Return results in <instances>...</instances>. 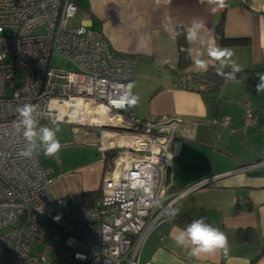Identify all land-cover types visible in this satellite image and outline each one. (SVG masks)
<instances>
[{"label":"built area","instance_id":"2783aa9c","mask_svg":"<svg viewBox=\"0 0 264 264\" xmlns=\"http://www.w3.org/2000/svg\"><path fill=\"white\" fill-rule=\"evenodd\" d=\"M76 13L71 0H0V264H139L148 233L174 218L169 210L190 190L164 200V173L182 122L167 115L140 120L118 105L134 62L111 52L101 33L72 26ZM52 52L74 70L50 66ZM77 100L103 107L121 142L99 145L117 154L91 206L53 196L52 170L39 164L38 153L20 154L26 141L15 132L16 110L29 103L41 109L40 124L77 127L59 115ZM255 120L247 109L245 124ZM252 168L264 169V161L242 170Z\"/></svg>","mask_w":264,"mask_h":264},{"label":"crops","instance_id":"0c3cea01","mask_svg":"<svg viewBox=\"0 0 264 264\" xmlns=\"http://www.w3.org/2000/svg\"><path fill=\"white\" fill-rule=\"evenodd\" d=\"M71 1L77 7L72 26L84 24L101 33L111 52L134 62L130 83L135 85L132 92L140 102L128 111L144 121L167 115L182 122L164 173V200L190 189L176 203L178 216L204 217L228 237L226 251L194 257L171 238L174 229L184 228L173 218L148 233L138 263L264 264V175L254 174L264 169L242 170L243 166L264 161V92L247 89L242 81L234 79L220 87L216 107L211 109L202 94L191 89L190 76L201 73L195 70L192 58L187 69L177 70V37L173 39L174 32L184 35L191 21L200 18L205 22V43L190 44L186 40L193 57L196 52H205L207 59L206 42L216 41L220 25L225 38L247 39L244 45L225 46L233 49L244 70L264 65V0H226L223 8L199 0ZM209 63L215 64L211 60ZM247 109L256 115L252 125L245 124ZM225 117L229 126L222 124ZM58 124L61 148L75 141L97 146L98 150L89 162L71 171L62 170L65 167L57 155L41 162L45 156L43 150L39 151V164L52 170L49 192L67 203L91 206L102 195V180L109 171L105 166L110 164L99 145L109 147L114 142L104 139L101 132L98 136L97 130ZM54 157L59 169L48 164ZM205 181L210 182L192 189ZM95 191L96 197L82 200L83 193Z\"/></svg>","mask_w":264,"mask_h":264},{"label":"clouds","instance_id":"9594fccd","mask_svg":"<svg viewBox=\"0 0 264 264\" xmlns=\"http://www.w3.org/2000/svg\"><path fill=\"white\" fill-rule=\"evenodd\" d=\"M201 4L207 2L214 4L219 8L226 6V0H199ZM205 28L203 19L194 18L187 26L184 33L185 39L190 44L205 42L202 39V30ZM165 30L169 31V25L165 24ZM181 35L180 32H174L173 39ZM188 53L192 58V63L195 70L199 72H207L209 67H215L216 73L226 80H234L238 73L243 72L244 68L235 59V52L230 47L219 45L215 40H208L206 42V56L205 52H196L193 57V49L191 47L181 49ZM214 61L215 64L210 65L209 61ZM229 69V71H225ZM135 87L134 84L129 83L122 98L117 101L121 108L135 107L140 102V97L132 92ZM256 92H264V76L260 78V82L256 86ZM18 119L15 122V132L17 135H22L26 141V146L21 151L24 157H31L34 153L43 150L46 157L55 156L61 149L62 145L58 138V133L61 129L56 120L52 121L54 126H43L40 124L42 111L38 105L24 104L17 108ZM77 128V127H76ZM99 131V130H98ZM108 151V150H106ZM105 153V152H104ZM108 153H110L108 151ZM107 153V154H108ZM106 154V155H107ZM112 164V163H111ZM110 171V170H109ZM108 171V172H109ZM140 187H144L141 182ZM146 195L151 198L150 188H144ZM154 205H159V200L151 201ZM179 214V209H170L169 215L175 217ZM178 247L189 249V254L194 257H200L203 254H212L218 250L226 251L229 245L228 237L220 228L212 226L206 222V218L201 217L193 220L184 228H176L171 234Z\"/></svg>","mask_w":264,"mask_h":264},{"label":"trees","instance_id":"16d2710c","mask_svg":"<svg viewBox=\"0 0 264 264\" xmlns=\"http://www.w3.org/2000/svg\"><path fill=\"white\" fill-rule=\"evenodd\" d=\"M181 35L177 36V48H178V67L177 70L184 71L187 69V67L190 65V59L189 55L185 51H181V49L187 48V43L185 36L182 34L181 31H179ZM215 38L216 42L219 45L223 46H239L244 45L247 43V39H229L225 38L223 36L222 30L220 28V25L217 27L215 32ZM229 71V70H225ZM264 76V65L258 66L251 70H243V72L238 73L236 76V79L243 82L244 87L249 88H256L257 84L260 82V78ZM191 89L195 90L202 94L205 102L209 105L211 109H215L216 104L218 102V91L220 87L231 81L226 80L222 76L218 75L216 73L215 67H209V70L207 72H201L192 74L189 78ZM107 158L109 159V155L107 154ZM110 158L112 160L113 156L110 155ZM107 159V160H108ZM112 165V164H111ZM112 167V166H111ZM105 169H110L109 167L105 166ZM258 173H254L255 175H264V170L257 171ZM164 182V181H163ZM98 194L97 191L95 192H87L82 194V200L86 201V199L91 197H96ZM178 220V223L186 227L187 224L191 223L193 220L191 218H186L184 216H178L176 215L174 219ZM207 222V221H206Z\"/></svg>","mask_w":264,"mask_h":264},{"label":"rangeland","instance_id":"374dc122","mask_svg":"<svg viewBox=\"0 0 264 264\" xmlns=\"http://www.w3.org/2000/svg\"><path fill=\"white\" fill-rule=\"evenodd\" d=\"M49 65L54 67V68L60 69V70H66V71L74 70V66L70 62L66 61L64 58L59 56L56 52H52V54L49 58ZM17 75L21 76L22 73L18 72ZM65 125H67V124H65ZM73 127H76V125H73ZM77 127L87 129V130H91V131L99 130L101 132V134H102V132H107L109 134L114 133V128L109 123L107 124V126H102V127L86 126V125H78ZM72 144L73 145H66L65 146L66 148H61L60 151L56 154L58 156V159L63 163L62 168L65 167L62 170H68V171L70 170L71 171L72 168L80 166L82 164H85L86 162H89L93 158V156H95V154L97 153L96 151L98 150L97 146H92L89 143L82 145L80 143L77 144L74 141ZM116 154H117L116 150L115 151L110 150V153H108L109 159L107 158L108 159L107 164L108 163H110V164L107 167H109L110 169L112 166L111 163L113 162V158ZM110 155L113 156L112 160L110 158ZM47 159H51V157L45 156L43 161H41V162H44ZM48 164L52 165L53 167H56L57 169L60 168L59 165L57 164L55 157H54V162L48 163ZM110 169H108V170H110ZM47 258L51 259L52 255H47Z\"/></svg>","mask_w":264,"mask_h":264},{"label":"bare ground","instance_id":"6f19581e","mask_svg":"<svg viewBox=\"0 0 264 264\" xmlns=\"http://www.w3.org/2000/svg\"><path fill=\"white\" fill-rule=\"evenodd\" d=\"M59 115L61 118L79 125H91V126H107L109 119L105 114L103 107L93 105L91 103L77 100L74 103L68 105V108H59ZM104 139H112L113 142H118L117 138L113 134L102 132Z\"/></svg>","mask_w":264,"mask_h":264},{"label":"water","instance_id":"95a60500","mask_svg":"<svg viewBox=\"0 0 264 264\" xmlns=\"http://www.w3.org/2000/svg\"><path fill=\"white\" fill-rule=\"evenodd\" d=\"M96 132H97V135L99 136L100 131L97 130ZM107 153H108V151H105V154H107ZM208 182H210V181H205V182L201 183L200 185H198L196 188L201 187V186H204V185H206Z\"/></svg>","mask_w":264,"mask_h":264}]
</instances>
